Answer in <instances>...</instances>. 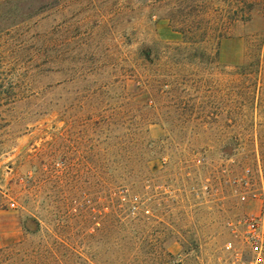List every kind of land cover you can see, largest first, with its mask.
Returning a JSON list of instances; mask_svg holds the SVG:
<instances>
[{"label":"rangeland","instance_id":"374dc122","mask_svg":"<svg viewBox=\"0 0 264 264\" xmlns=\"http://www.w3.org/2000/svg\"><path fill=\"white\" fill-rule=\"evenodd\" d=\"M263 212L264 0H0V264H220Z\"/></svg>","mask_w":264,"mask_h":264},{"label":"built area","instance_id":"2783aa9c","mask_svg":"<svg viewBox=\"0 0 264 264\" xmlns=\"http://www.w3.org/2000/svg\"><path fill=\"white\" fill-rule=\"evenodd\" d=\"M239 226L238 238L224 244L220 264H264V212L243 218Z\"/></svg>","mask_w":264,"mask_h":264},{"label":"crops","instance_id":"0c3cea01","mask_svg":"<svg viewBox=\"0 0 264 264\" xmlns=\"http://www.w3.org/2000/svg\"><path fill=\"white\" fill-rule=\"evenodd\" d=\"M1 245V244H0Z\"/></svg>","mask_w":264,"mask_h":264}]
</instances>
